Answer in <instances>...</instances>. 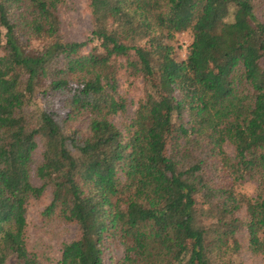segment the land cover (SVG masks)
<instances>
[{
	"label": "trees",
	"instance_id": "16d2710c",
	"mask_svg": "<svg viewBox=\"0 0 264 264\" xmlns=\"http://www.w3.org/2000/svg\"><path fill=\"white\" fill-rule=\"evenodd\" d=\"M67 2L0 0V264H45L44 192L77 231L54 264L264 260V0H87L82 41Z\"/></svg>",
	"mask_w": 264,
	"mask_h": 264
},
{
	"label": "rangeland",
	"instance_id": "374dc122",
	"mask_svg": "<svg viewBox=\"0 0 264 264\" xmlns=\"http://www.w3.org/2000/svg\"><path fill=\"white\" fill-rule=\"evenodd\" d=\"M66 6V10L61 14L62 27L66 35L77 41H82L89 37L91 21L87 8V0H68ZM189 38V33L176 35L175 45L178 47L176 50L177 58H183ZM128 94L132 97H137L140 94L139 81L134 82L128 90ZM115 122H118V120H115ZM225 151L228 152L227 150ZM38 159V151H36L34 153L32 168L36 165ZM253 188L254 185L250 182L244 184L239 190L247 195H251ZM48 199V194L44 192L40 198L31 200L26 205L25 233L29 248L38 254L45 264H54L62 244L76 239L77 231L76 226L73 224L65 223L57 217H47L42 214L44 207L48 203ZM233 258L235 263L264 264V260L261 258L251 256L244 251H241ZM104 261L108 264L107 255L104 256Z\"/></svg>",
	"mask_w": 264,
	"mask_h": 264
}]
</instances>
